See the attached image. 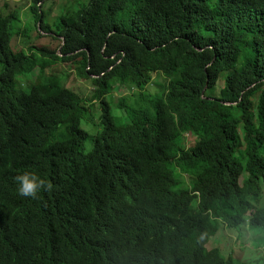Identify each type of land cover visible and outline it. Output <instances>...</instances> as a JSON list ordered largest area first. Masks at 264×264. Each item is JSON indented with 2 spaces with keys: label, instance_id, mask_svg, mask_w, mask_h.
Listing matches in <instances>:
<instances>
[{
  "label": "trees",
  "instance_id": "1",
  "mask_svg": "<svg viewBox=\"0 0 264 264\" xmlns=\"http://www.w3.org/2000/svg\"><path fill=\"white\" fill-rule=\"evenodd\" d=\"M30 1L33 29L0 16V264H236L209 243L264 232V0ZM31 30L60 47L16 51Z\"/></svg>",
  "mask_w": 264,
  "mask_h": 264
},
{
  "label": "rangeland",
  "instance_id": "2",
  "mask_svg": "<svg viewBox=\"0 0 264 264\" xmlns=\"http://www.w3.org/2000/svg\"><path fill=\"white\" fill-rule=\"evenodd\" d=\"M90 0H51L48 2L44 9L46 11L47 22L52 24L54 20L60 17L70 8H79L81 4H87ZM51 3L53 5L51 6ZM31 1L30 0H0V16L8 15L13 12H19L21 14L22 28L24 25L28 24L32 28L30 23V18L32 12L30 11ZM33 29V28H32ZM17 32L20 31V26L16 29ZM30 38H32V43L27 45L24 43L22 37H16L14 42V49L16 51L21 49H27L28 46L34 44L36 48L48 47L51 51L57 50L61 43L59 40H52L48 37L37 39L35 31L31 30ZM68 63H54L52 67L49 68L50 73L67 75L70 76L67 79V85L70 86L75 91L81 93L86 97H91L94 91V86L92 85V80L90 78L82 77L78 70L73 67L71 69ZM2 67L0 66V71ZM24 75V74H23ZM62 77V75H60ZM155 89V87H152ZM115 100H117L123 94H130L129 97L133 96V89L126 87L122 89V93L118 91V88L113 90ZM98 102L93 110V115L95 120L98 119ZM84 126L86 128L92 127L91 122L85 120ZM192 139H189L188 144H192ZM253 242L255 243V248L258 251L264 253V232L253 231L249 229L247 224L239 225L237 227L229 228L226 226L221 227L219 232L211 238L209 243L210 248L217 247L223 255L227 258H231L236 264H249V260L246 256L251 254L253 249ZM254 264H264V254L261 255L260 260L254 262Z\"/></svg>",
  "mask_w": 264,
  "mask_h": 264
},
{
  "label": "clouds",
  "instance_id": "3",
  "mask_svg": "<svg viewBox=\"0 0 264 264\" xmlns=\"http://www.w3.org/2000/svg\"><path fill=\"white\" fill-rule=\"evenodd\" d=\"M17 187V194L21 197H30L32 199H39L40 193L53 191V183L46 176L38 174L36 171H25L14 177ZM264 254L261 251L256 250L255 243L253 242V249L251 254L246 256L249 260V264L260 260L261 255Z\"/></svg>",
  "mask_w": 264,
  "mask_h": 264
},
{
  "label": "water",
  "instance_id": "4",
  "mask_svg": "<svg viewBox=\"0 0 264 264\" xmlns=\"http://www.w3.org/2000/svg\"><path fill=\"white\" fill-rule=\"evenodd\" d=\"M39 26H40V23H39ZM61 53V52H60Z\"/></svg>",
  "mask_w": 264,
  "mask_h": 264
}]
</instances>
